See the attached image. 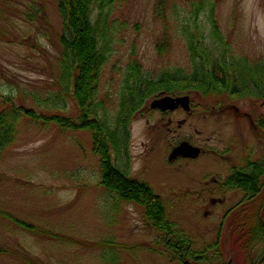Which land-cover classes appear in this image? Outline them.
Here are the masks:
<instances>
[{
	"label": "rangeland",
	"instance_id": "1",
	"mask_svg": "<svg viewBox=\"0 0 264 264\" xmlns=\"http://www.w3.org/2000/svg\"><path fill=\"white\" fill-rule=\"evenodd\" d=\"M159 1L112 0L103 7L107 58L96 100L104 102L111 123L131 62L152 78L191 70L182 25L199 33L197 23L204 26L210 17L233 55L264 63V0H164L162 18L156 14ZM63 30L58 0H0V110L24 107L78 119L73 91L65 93L60 81ZM162 41L168 46L159 50ZM182 95L191 99L189 112L164 114L150 108L160 97L147 100L133 120L125 162L129 178L161 198L173 224L169 233L153 225L143 205L100 186V155L90 130H64L55 122L21 117L14 141L0 150V264L259 262L263 239L243 254L240 220H233L247 205L245 218L251 219L264 185L252 197L226 183L249 162L264 158V129L258 126L264 101L187 90ZM184 141L203 153L170 162L171 151ZM181 238L187 244H177ZM201 255L208 260L198 261Z\"/></svg>",
	"mask_w": 264,
	"mask_h": 264
},
{
	"label": "trees",
	"instance_id": "2",
	"mask_svg": "<svg viewBox=\"0 0 264 264\" xmlns=\"http://www.w3.org/2000/svg\"><path fill=\"white\" fill-rule=\"evenodd\" d=\"M111 1L58 0L64 24L60 40L65 48L60 81L65 93L73 91L72 96L79 107L78 119L59 115H39L34 110H27L24 107L3 108L0 110V150L12 144L16 124L23 116L55 122L64 130H90L94 138V151L100 155L102 169L100 186L110 193H116L124 201H134L143 205L146 216L153 225L169 233L173 224L166 220L161 198L145 183L130 179L125 167L133 120L142 114L147 100L152 95L180 96L186 90L205 94L222 93L238 98L253 97L255 100L264 101V63H251L247 58L233 55L230 45L218 31L216 20L210 17H207L204 26L197 23L199 33L192 30L190 32L182 25L180 31L188 43L191 70L164 71L152 78L138 63L131 62L123 74L118 111L111 123L104 102L96 100L101 71L107 58L105 53L107 29L103 7ZM202 4L200 1L198 6ZM211 10L213 9L210 8ZM165 11L164 0H160L156 14L162 18ZM167 46L168 41H162L158 49ZM58 98V104L62 105L64 100L61 93ZM258 126L264 129V115L259 118ZM112 151L115 153L116 163H113L115 160L112 159ZM263 183L264 158L257 162H249L245 170L236 171L226 184L232 188L242 189L247 195H256ZM250 210L249 205L244 206L240 209V213L245 212L244 217L239 213L240 216L236 215L234 217L236 220H233L234 223L240 220L238 229H241L243 241H246L241 251L245 255L254 250L259 238L264 241V198L259 207L255 208L251 219H246L245 215ZM8 217L29 231H38L29 223L15 219L11 215ZM186 242L181 238V242L177 244L185 245ZM262 250L259 262L244 264H264V246ZM175 253V257L181 258L179 253ZM199 260L208 259L201 255Z\"/></svg>",
	"mask_w": 264,
	"mask_h": 264
},
{
	"label": "water",
	"instance_id": "3",
	"mask_svg": "<svg viewBox=\"0 0 264 264\" xmlns=\"http://www.w3.org/2000/svg\"><path fill=\"white\" fill-rule=\"evenodd\" d=\"M191 100L188 95L172 97L164 96L151 102L150 108L162 112L175 111L183 108L186 112L191 109ZM201 154V149L193 146L189 142H181L176 146L169 155V161H175L178 158L197 159Z\"/></svg>",
	"mask_w": 264,
	"mask_h": 264
},
{
	"label": "flooded vegetation",
	"instance_id": "4",
	"mask_svg": "<svg viewBox=\"0 0 264 264\" xmlns=\"http://www.w3.org/2000/svg\"><path fill=\"white\" fill-rule=\"evenodd\" d=\"M165 114V113H164Z\"/></svg>",
	"mask_w": 264,
	"mask_h": 264
}]
</instances>
